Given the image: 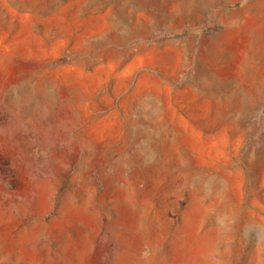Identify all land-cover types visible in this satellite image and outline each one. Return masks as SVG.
<instances>
[{"label": "rangeland", "instance_id": "rangeland-1", "mask_svg": "<svg viewBox=\"0 0 264 264\" xmlns=\"http://www.w3.org/2000/svg\"><path fill=\"white\" fill-rule=\"evenodd\" d=\"M0 264H264V0H0Z\"/></svg>", "mask_w": 264, "mask_h": 264}]
</instances>
